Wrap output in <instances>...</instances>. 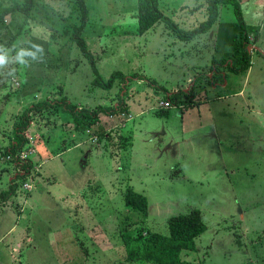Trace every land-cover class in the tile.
Listing matches in <instances>:
<instances>
[{
  "label": "rangeland",
  "instance_id": "1",
  "mask_svg": "<svg viewBox=\"0 0 264 264\" xmlns=\"http://www.w3.org/2000/svg\"><path fill=\"white\" fill-rule=\"evenodd\" d=\"M84 1L81 36L96 73L77 45L39 14L12 48H0V153L15 118L41 100L116 106L121 88L128 113L101 114L87 136L76 135L63 113L33 116L25 137L37 171L26 180L29 191L19 181L16 194L0 205V264H150L127 261L118 236L129 214L128 189L147 198V216L137 226L150 232L167 235L171 217L201 212L205 231L193 251L181 252L183 264H264V56L250 55L253 72L242 98L225 92L240 88L245 71H228L225 90L205 76L213 58L238 65L233 7L219 5L212 28L183 42L163 23L139 34L136 0ZM39 2L42 12L51 7L78 24L73 0ZM246 6L248 35L261 37V16H250ZM206 7L207 0H159L161 12L184 29L205 21ZM20 16L6 19L12 33ZM252 44L260 49L259 38ZM115 72L125 75L123 83L93 87L96 76L107 81ZM190 89L197 106H160ZM233 100L242 112L226 108ZM16 172L0 160V191Z\"/></svg>",
  "mask_w": 264,
  "mask_h": 264
},
{
  "label": "trees",
  "instance_id": "2",
  "mask_svg": "<svg viewBox=\"0 0 264 264\" xmlns=\"http://www.w3.org/2000/svg\"><path fill=\"white\" fill-rule=\"evenodd\" d=\"M39 1L42 0H24L22 2L19 0H0V48L2 46L5 49L8 46L12 48L17 37L22 34L25 26L29 21H36L39 14V16H43L42 18L44 20H47L48 26L50 25L49 27H57L54 31H58L64 36H67L73 44L75 43L77 45L76 47L87 58L91 68L96 73L94 67L95 59L87 50L85 41L81 36L86 26L88 15L85 1L73 0L78 24H70L67 17H64L60 12L54 11L51 7L49 10L45 8L43 13L38 7ZM56 1L60 2L61 0ZM226 4H230L233 7L235 24L238 27V32L235 37L238 65L234 66L233 64H229L227 59H216L212 62L215 71L213 68H210L208 73L212 75L208 77V73L205 74L207 83L210 81L212 83H222L227 71L238 73L246 71L249 68L251 62V50L249 49L252 47V43H254L256 38L248 35V28L243 18L242 6L238 0H207L206 20L191 29H184L171 18L166 17L159 8V0H136L137 11L135 18L137 21V30L139 34H144L153 30L157 24L163 23L165 28L178 40L189 42L212 28L219 17V5ZM17 14L21 15L22 21L19 24L18 30L12 33L5 22L8 17L14 19L15 16H18ZM262 16L264 18V12ZM52 20L55 22H52ZM2 31L5 37L4 40L1 38ZM250 38L252 39L250 40ZM2 52L3 49H0V56ZM225 64L226 66H224ZM124 78L125 75L120 72L112 73L107 81L96 76L92 85L95 88L111 90L116 80L123 83ZM121 92L122 89L119 88L116 106H97L93 109L77 107L62 97L57 100H41L25 108L15 118L12 124L11 136L9 137L10 142L0 153V160L12 164L17 171L16 175L9 182L8 188L0 191V205H5L16 194L19 188V181L23 185L26 183L27 178L37 171L32 159L28 158L20 161L18 158L19 152L28 149V146H30L28 138L25 137V132L28 130L33 116H42L47 113H63L72 125L76 135L87 136L86 132L92 127L94 122L98 121L101 114L109 116L127 115V105L122 100H119ZM195 94L196 91L193 89H190L189 93L178 90L177 94L170 95L168 100L170 104L173 103L180 108L194 107L199 103V100L196 98L197 95ZM124 203L129 210V214H125L122 218L118 236L126 252L125 259L130 262L183 264L180 259L181 252L193 251L195 249V238L200 236L206 228L201 212L199 210H191L186 214L177 215L168 220L167 235L150 232L143 227L137 226L147 216L149 206L147 198L140 193L128 189L124 194Z\"/></svg>",
  "mask_w": 264,
  "mask_h": 264
},
{
  "label": "crops",
  "instance_id": "3",
  "mask_svg": "<svg viewBox=\"0 0 264 264\" xmlns=\"http://www.w3.org/2000/svg\"><path fill=\"white\" fill-rule=\"evenodd\" d=\"M239 1V3L241 4V6L243 7V5H246V3H247V6L246 7H248V8H246L247 10L248 9H250V11L252 12V14L250 15V16H258V15H260L261 17L259 18V22H257L256 24L258 25V29H260V31H261V37H260V34H259V32H258V36L255 38V41H254V45H255V42H256V39L258 40V38H259V45H260V49L262 50V52L260 51V49L259 48H257V47H255V46H253L252 45V50H251V54H252V52H254V51H257V52H259V54H261V55H263L264 56V30H262V28H263V25H260V22L262 21V15H263V12H264V0H238ZM249 5H250V7H249ZM252 16V17H253ZM237 34V33H236ZM255 37V36H254ZM228 52H225V54H222L220 57H224V56H226V54H227ZM213 60H216L215 58H213L211 61L213 62ZM218 60H220V59H218ZM229 61V60H228ZM229 64H233V63H231V61H229L228 62ZM224 66H226V64L224 65ZM213 70L215 71V68H213ZM228 72V71H227ZM227 72H226V74H227ZM252 70H251V68L249 67L245 72H244V79H243V82H242V84H241V86H240V88H237L236 90H230V91H228V92H225V93H228L229 95H230V97H233V98H242L243 97V87H244V85H245V83H246V80H247V78L249 77V76H251V74H252ZM223 73V72H222ZM241 74H243V73H241ZM208 75V77H210L212 74L211 73H208L207 74ZM213 84V86H217V87H221L223 90H225V89H227L228 88V81H227V79H226V77H224V81L222 82V83H212ZM185 92V91H184ZM226 96V95H225ZM216 97V99L217 98H222V97H219V96H215ZM203 101H205L204 99H206V98H201ZM208 100H210V98L208 97ZM231 107H230V106ZM228 105V107H226V108H230V109H232L233 111H236V112H242L244 109L243 108H245V107H242V106H239L238 105V102H235V100H233V101H231V103ZM213 113V112H212ZM211 113V114H212ZM224 113V112H223ZM210 119H211V122H212V124H213V122L215 123V120L213 119V117H212V115L210 116ZM101 127L103 128V126H100V130H101ZM35 166V165H34ZM14 177V176H13ZM13 177L12 178H10L9 177V179H8V181L9 180H12L13 179ZM10 182V181H9Z\"/></svg>",
  "mask_w": 264,
  "mask_h": 264
},
{
  "label": "built area",
  "instance_id": "4",
  "mask_svg": "<svg viewBox=\"0 0 264 264\" xmlns=\"http://www.w3.org/2000/svg\"><path fill=\"white\" fill-rule=\"evenodd\" d=\"M263 21H264V18H263ZM251 39L252 38H250V40ZM249 50H252V47H250ZM160 106L163 107V108H169L171 106V104H170L169 100L167 99V100L161 102L160 103ZM28 140H29V142H28L29 145H31L32 141L30 139H28ZM28 147H29L28 149H24L21 152H19L18 158L20 159V161H24L25 159H28V158L31 159L32 156L35 154V151L30 146H28ZM27 185H28L27 183H24L22 187L23 188L27 187V189H28V186ZM30 189L31 188H29L28 191Z\"/></svg>",
  "mask_w": 264,
  "mask_h": 264
},
{
  "label": "clouds",
  "instance_id": "5",
  "mask_svg": "<svg viewBox=\"0 0 264 264\" xmlns=\"http://www.w3.org/2000/svg\"><path fill=\"white\" fill-rule=\"evenodd\" d=\"M3 62V60H2V58H0V63H2Z\"/></svg>",
  "mask_w": 264,
  "mask_h": 264
}]
</instances>
